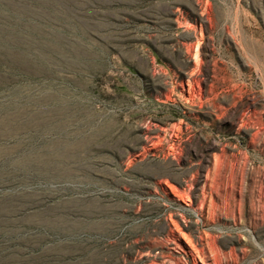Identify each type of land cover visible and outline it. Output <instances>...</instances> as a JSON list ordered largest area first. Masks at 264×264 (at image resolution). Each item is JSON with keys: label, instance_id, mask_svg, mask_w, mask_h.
<instances>
[{"label": "rangeland", "instance_id": "374dc122", "mask_svg": "<svg viewBox=\"0 0 264 264\" xmlns=\"http://www.w3.org/2000/svg\"><path fill=\"white\" fill-rule=\"evenodd\" d=\"M0 264H264V0H0Z\"/></svg>", "mask_w": 264, "mask_h": 264}]
</instances>
